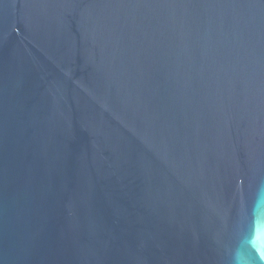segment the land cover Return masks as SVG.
Returning <instances> with one entry per match:
<instances>
[{
	"label": "water",
	"instance_id": "obj_1",
	"mask_svg": "<svg viewBox=\"0 0 264 264\" xmlns=\"http://www.w3.org/2000/svg\"><path fill=\"white\" fill-rule=\"evenodd\" d=\"M0 264H264V0H0Z\"/></svg>",
	"mask_w": 264,
	"mask_h": 264
}]
</instances>
